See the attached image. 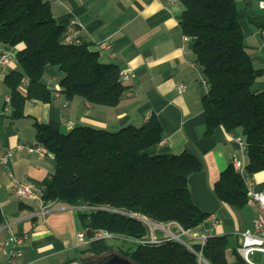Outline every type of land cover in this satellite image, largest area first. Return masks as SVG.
I'll return each mask as SVG.
<instances>
[{
    "label": "trees",
    "instance_id": "trees-1",
    "mask_svg": "<svg viewBox=\"0 0 264 264\" xmlns=\"http://www.w3.org/2000/svg\"><path fill=\"white\" fill-rule=\"evenodd\" d=\"M181 2V26L194 40L197 63L203 67L209 86L203 98L206 133L210 135L218 127L239 131L247 144V171H262L264 90L252 88L262 70L254 66L244 46L236 2ZM65 29L48 0H0V44H23L17 53L19 68L5 78L15 119L24 116L30 102L53 101L54 95L44 82L47 66H59L65 73L60 87L70 100L82 97L92 104L112 107L128 91L118 65L103 62L101 52L81 37L79 44L62 42ZM25 80L27 92L23 94L20 87ZM35 126L37 143L48 149L57 164L44 200L80 207L85 231L106 230L117 239L134 240L135 249H119L134 264H228L227 236L207 237L204 245L187 242L189 247L163 230H154L157 239L151 241V228L142 218L157 224H178L186 232L208 218L195 205L189 188L190 176L202 170L201 161L188 152H152L164 137L156 115L142 126L128 125L117 131L78 126L62 133L46 124L36 122ZM214 192L235 207L250 201L246 179L233 164L221 174ZM114 248L102 239L82 252L100 257Z\"/></svg>",
    "mask_w": 264,
    "mask_h": 264
},
{
    "label": "crops",
    "instance_id": "crops-1",
    "mask_svg": "<svg viewBox=\"0 0 264 264\" xmlns=\"http://www.w3.org/2000/svg\"><path fill=\"white\" fill-rule=\"evenodd\" d=\"M58 23L68 27L77 23V37L101 52V60L118 65L124 83L129 87L116 106L96 105L82 97L68 99L60 82L65 73L59 66H47L44 82L54 95L50 103L30 102L24 116L15 119L10 105L11 90L6 76L19 68L17 61L0 66V241L17 234L24 236L23 255L16 264H87L95 256L83 254L88 246L78 245L77 234L85 231L79 217L80 207L65 203L45 202L47 183L57 169L52 154L30 152L21 146H37L35 123L67 133L78 126H91L117 131L128 125L142 126L156 115L163 126V140L154 153L188 152L202 163V170L189 178L195 205L208 214L204 223L187 232L190 245L201 244L202 238L227 236L228 264H264V252L244 258L238 252L241 234L253 228L259 206L250 199L244 207L221 201L214 192L221 174L235 156L242 157L236 137L218 127L208 135L203 98L209 86L201 81L204 69L197 63L194 40H185L181 26L182 2L167 0H48ZM244 36V46L257 69L262 70L253 90H264V0H234ZM111 50H101V42ZM23 47L0 44V50L17 56ZM186 84L184 93L177 86ZM20 91L26 94L25 84ZM13 154L6 165L2 156ZM246 161L247 154H246ZM255 190L264 192V170L243 175ZM17 182H26L35 195L21 197ZM156 232L151 236L157 239ZM113 253V252H112ZM111 254V253H110ZM107 256V255H106ZM105 257V256H104ZM96 258V256H95ZM103 258V257H102ZM101 258V259H102ZM100 259V258H96ZM0 264L9 257L0 251Z\"/></svg>",
    "mask_w": 264,
    "mask_h": 264
},
{
    "label": "built area",
    "instance_id": "built-area-1",
    "mask_svg": "<svg viewBox=\"0 0 264 264\" xmlns=\"http://www.w3.org/2000/svg\"><path fill=\"white\" fill-rule=\"evenodd\" d=\"M167 1L170 2L171 4H176L181 2V0H167ZM261 5L264 7V2ZM77 30H78L77 23L76 21H73L65 29V32L62 36V42L67 44L81 43L80 37L79 36L77 37L76 35ZM190 39H191L190 36L185 35L186 41ZM99 48L101 50H111V44L106 41L101 42L99 44ZM15 61H17L16 55L2 49L0 50V66L8 67ZM121 78L123 82L128 80L127 75H121ZM201 81L204 84L208 85L207 79L204 76L201 78ZM24 84L25 86H27L28 81L25 80ZM186 89H187L186 84H179L177 86V90L180 94L184 93ZM8 100L10 101V99ZM235 140L240 146V149L242 151V157L239 158L238 156H235L232 164L234 169L243 176L244 172L247 169L246 168L247 161L245 159L247 144L242 136L236 137ZM21 148H27L30 152H38L41 154L49 153L48 149L42 144H38L37 146H32V147L21 146ZM12 154H13L12 151H8L4 156H2L1 160L4 165L7 164ZM247 187H248V195L250 199L258 204L259 210L253 219V228L248 229L241 234V243L238 246L237 250L244 258H247L248 255L257 251L264 252V192L255 190L254 185L249 182H247ZM16 188L18 194L21 197L32 196L35 195L36 193L35 189L26 182H17ZM176 225L181 229L183 235L188 236L186 231H184L178 224ZM113 237L114 235L106 230L93 231L92 236H88L87 231H81L77 234L78 245L80 247L89 246L92 242L97 240H102V239L109 240ZM24 238H25L24 236L14 234L9 239L0 241V251L4 252L9 257V264H16V262L22 258L23 255L22 245L24 242ZM206 240L207 237L202 238L201 245H204L206 243ZM151 241L154 242L156 241V239L152 237ZM185 243L188 244L187 242Z\"/></svg>",
    "mask_w": 264,
    "mask_h": 264
},
{
    "label": "rangeland",
    "instance_id": "rangeland-1",
    "mask_svg": "<svg viewBox=\"0 0 264 264\" xmlns=\"http://www.w3.org/2000/svg\"><path fill=\"white\" fill-rule=\"evenodd\" d=\"M250 202L252 203V201H250ZM144 219H146V218H144ZM147 223L149 224L151 230H163L167 236L168 235L172 236V237H173V235L180 236V238L182 240H184L185 242H189L188 237L183 235L181 229L176 224H167V225L157 224V223H154L150 220H148ZM173 228L176 231H174ZM108 242L112 245H115L114 250L111 252H115V253H119V254H120V250H119L120 248L121 249L131 248L133 250L136 247V243L134 240H123V239H117V238L113 237V238L109 239ZM106 255H108V254H106ZM103 256H105V255H103ZM103 256L96 257V258H102ZM96 258L94 256L91 259V262L94 260H97Z\"/></svg>",
    "mask_w": 264,
    "mask_h": 264
},
{
    "label": "water",
    "instance_id": "water-1",
    "mask_svg": "<svg viewBox=\"0 0 264 264\" xmlns=\"http://www.w3.org/2000/svg\"><path fill=\"white\" fill-rule=\"evenodd\" d=\"M142 219L145 222L148 221L147 219H144V218H142ZM92 233H93L92 229L87 230L88 236H92ZM173 237L175 239L180 240L182 243L186 244L179 236L173 235ZM186 245H188V244H186ZM199 256L201 257V254H199ZM89 264H134V263L130 259L124 257L123 255L113 252V253L108 254L107 256L103 257L102 259L94 260V261L90 262Z\"/></svg>",
    "mask_w": 264,
    "mask_h": 264
}]
</instances>
